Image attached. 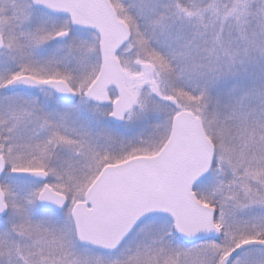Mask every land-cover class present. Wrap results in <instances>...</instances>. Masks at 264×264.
<instances>
[{
  "label": "snow or ice",
  "instance_id": "1",
  "mask_svg": "<svg viewBox=\"0 0 264 264\" xmlns=\"http://www.w3.org/2000/svg\"><path fill=\"white\" fill-rule=\"evenodd\" d=\"M0 264H264V0H0Z\"/></svg>",
  "mask_w": 264,
  "mask_h": 264
}]
</instances>
